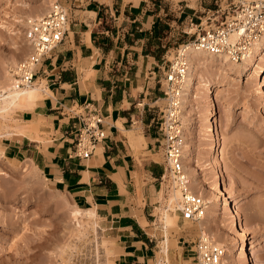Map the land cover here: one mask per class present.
I'll return each mask as SVG.
<instances>
[{"label": "rangeland", "instance_id": "obj_1", "mask_svg": "<svg viewBox=\"0 0 264 264\" xmlns=\"http://www.w3.org/2000/svg\"><path fill=\"white\" fill-rule=\"evenodd\" d=\"M158 1L163 2L164 9L160 12L169 22L164 21L163 35L169 36L171 32L163 41L166 61L173 57L181 41L189 39L183 30L188 29L190 17L195 15L196 19L205 7H214L215 3L214 0L211 3H207L208 0ZM47 8L48 0H0V76L5 68L11 70L30 53L25 34L28 20L42 16ZM211 67L220 72L217 65ZM203 73L204 77H195L192 86L196 89L183 105L186 135L183 163L191 190L203 196L209 207L202 218L179 223V204L170 205L168 200L176 182L166 170L153 207L155 251L149 264H197L196 242L202 234L224 247L222 262L235 264L240 260L238 239L241 236L224 202L218 198L215 187L218 177L240 198L238 211L251 232L253 256L264 261V92L260 91L258 76L248 79L246 75L223 73L224 76L218 78L207 70ZM204 79H209L216 99V114L212 117L221 134L217 145L214 139L209 140L206 131L210 112L204 101L206 88L200 91ZM221 81L226 85H221ZM43 83L44 80L37 81L42 87ZM23 110L14 111L10 120L0 118V153L4 155L0 161V264H113V240L107 236L101 216L94 220L84 216L81 227L76 228L71 214L76 204L71 195L57 189L38 162L5 155L4 134L10 136L14 129L30 125L20 120ZM38 126L39 123L34 122L30 129L37 131ZM212 154L219 157L222 169L213 166ZM178 200L181 202V193ZM164 213L172 217L175 214L167 227ZM181 222L190 236L184 252L178 247L176 236ZM167 236L168 252H165Z\"/></svg>", "mask_w": 264, "mask_h": 264}, {"label": "crops", "instance_id": "obj_2", "mask_svg": "<svg viewBox=\"0 0 264 264\" xmlns=\"http://www.w3.org/2000/svg\"><path fill=\"white\" fill-rule=\"evenodd\" d=\"M65 3V39L43 62L36 79L44 80V91L51 94L44 92L33 108L22 111V123L30 122L25 134L5 136L2 146L6 156L38 162L51 183L68 192L77 206L96 208L113 240V264H149L155 251L153 207L168 170L160 77L163 41L171 32L163 35L164 21L169 23L160 12L163 2ZM89 101L100 106L107 136L91 156L81 157L74 153L73 120L66 112ZM34 122L39 123L37 131L30 129ZM179 226L178 247L184 252L190 236L184 223Z\"/></svg>", "mask_w": 264, "mask_h": 264}, {"label": "built area", "instance_id": "obj_3", "mask_svg": "<svg viewBox=\"0 0 264 264\" xmlns=\"http://www.w3.org/2000/svg\"><path fill=\"white\" fill-rule=\"evenodd\" d=\"M65 1L48 0L47 11L29 20L25 34L30 53L11 67L12 74L21 85L35 82L43 62L64 41L69 24ZM214 3V7H205L196 19L195 15L190 17L186 25L188 29L183 30L189 39L181 41L173 57L164 61L168 63L162 68L160 77L165 102L160 117L163 148L168 171L182 190L179 212L184 220L190 222L205 215L206 200L199 193L189 190L188 174L183 163L186 135L182 95L189 71L186 50L192 48L212 54H227L233 61H242L252 54L264 34V0H214ZM66 115L73 120L74 153L81 157L91 156L107 136L105 116L100 106L93 101L74 104ZM3 156L0 153V161ZM196 250L197 264H221L225 254L222 245L203 234L196 242Z\"/></svg>", "mask_w": 264, "mask_h": 264}, {"label": "bare ground", "instance_id": "obj_4", "mask_svg": "<svg viewBox=\"0 0 264 264\" xmlns=\"http://www.w3.org/2000/svg\"><path fill=\"white\" fill-rule=\"evenodd\" d=\"M29 20H32V19L29 18ZM186 54H187L188 60H189V71H188V74L186 77L183 95H182V102H183L182 103V118H183V116L185 118V115L183 113V109H185V108H183L184 102L187 98H189L190 93L196 89L192 86V84L195 81L194 79L196 76L204 77L203 72H205V70H207L211 76L218 77V78L220 77V75H223V73L226 76H230L232 74H235L236 76L246 75V77L248 79H252L253 77L258 76V79H259L258 84H260V91L264 92V34L261 37V39L256 43L252 54L242 61H233L229 58V56L227 54H212V53H208V52L203 51V50H197V49H192V48L187 49ZM11 62L13 63L14 61H11ZM213 64L217 65L218 68H220V72L213 71L214 68L212 69V67H211V66H213ZM218 64L220 65V67ZM200 84L202 85V88L200 87L201 92L203 91V89L206 88V93H205L206 96H204V101L206 102L208 109H209V112H210V116H208V123L209 124L206 126L207 127L206 128L207 135H208L209 140L214 139L215 143L213 141L212 142L215 145H217L216 141L218 140L220 143L221 134H220L219 128L215 127L214 122H213V117H212L213 115L216 114V109H217L216 99H215V96H214V93L212 90V86H210L209 79L208 80L204 79V81ZM220 84L223 86L226 85V83L222 82V81ZM44 92H46V91H44V87L38 85L37 80H35V82L31 85L21 87L19 80L12 74L11 70L10 69L7 70L5 68L3 70L2 75L0 76V118H2V119L9 118V120H10V118H11L10 115H12V113L14 111H16L18 108L19 109H31V108H33L35 103L40 98H43L45 96ZM47 92H50V90L47 89ZM201 92H200V94H201ZM47 94H49V93H47ZM50 94H51V92H50ZM199 96L201 98L203 97L202 95H199ZM184 118H183V120H184ZM2 119H1V121H3ZM185 120H187V119H185ZM5 124H6V122H5ZM25 132H26L25 129L18 128V129H14L12 134H21L22 135V134H25ZM6 134H10V133L7 132ZM134 134H133V136H134ZM4 136H6V135L4 134ZM134 138H132V139L134 140ZM134 141H133V143H134ZM184 145L186 146V144H184ZM214 150H215V147H214ZM211 160H212L214 167H216L218 169H222L221 162H220L218 156H215V154H212ZM194 181H196V179ZM176 186H178V188ZM176 186L174 187V189H173L172 193L170 194L168 200H169L170 205H172L173 203H178L180 206L181 202H179L178 199L180 197V193H181V197H182V190H181V187L179 185H177V183H176ZM215 187H216V191H217V195H218L219 200L224 202V207H225L230 219L232 220V222L237 226L238 233L241 236L238 239V248H239V253H240L241 258H240V260L237 259L235 264H264L263 260L255 258L253 256L252 247L254 246V244H253L254 241L251 239V237H252L251 232H250L249 228L241 220V215L238 211L239 210L238 204L240 202V198L238 199L233 195V193L229 190V188L224 185L221 177H218V179L216 178ZM189 190H191V188ZM208 207H209V205L207 204V200H206V208H208ZM71 214L73 216L72 218H74L76 220V222H75L76 224H74V225L77 228L79 226L81 227V225H82L81 219L84 216H86L90 220H94L99 215V212L96 210L95 207L94 208H81V207L76 205L71 210ZM173 215H174V217H172V215H170L168 213H164L163 221H164L165 227H167L169 225L168 222H172L173 218H175V214H173ZM95 223H97V222H95ZM74 229H75V227H74ZM164 238H166V237H164ZM164 241H165V243L162 241L164 243V246H163L164 251L168 252V236ZM110 261L111 260H109L108 262H110ZM221 264H226V263L222 262V260H221Z\"/></svg>", "mask_w": 264, "mask_h": 264}]
</instances>
